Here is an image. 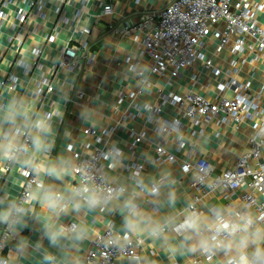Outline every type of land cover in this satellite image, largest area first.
I'll return each mask as SVG.
<instances>
[{"label":"crops","instance_id":"1","mask_svg":"<svg viewBox=\"0 0 264 264\" xmlns=\"http://www.w3.org/2000/svg\"><path fill=\"white\" fill-rule=\"evenodd\" d=\"M38 1L0 0V11L4 14L0 23V98L6 100L9 93L36 92L42 110L59 108L63 116L59 119L53 117L55 147L52 156L63 155L72 159L73 152L86 156L94 149L103 151L107 154V158L102 159L106 180L115 186H125L129 194L137 197L141 207L162 220L166 228L161 239L151 238L147 233L126 232L123 210L119 207L123 200L121 197L107 207H82L61 216L58 223L83 224L88 234L78 245H69L58 251L50 248L42 234L46 217L33 197L37 217L29 216L27 226L19 234L28 240L29 247L17 255L15 246L19 236L11 239L6 236L3 256L9 255L13 264H44V255L51 252L49 259L55 264H83V256L94 236L110 227L115 235L128 234L143 240L136 258L127 261L121 257L114 264H190L194 258H200V264H221L222 254L206 259L194 250V236L191 239L187 233L176 236L169 228L182 219L194 196L201 197L198 208L201 215L207 217V208L212 204L233 208L243 205L240 196L246 189L228 192L204 188L205 193L198 192L191 185L192 174H184L180 166L185 161L194 162L198 157H207L214 167V174L232 168L246 149L247 139L253 133V123L264 117V66L261 62L245 65L241 76H237L239 81L249 83L253 94L261 90L255 120L218 123L213 119L205 123L197 117L196 124L192 119L177 116L179 124L175 130L159 133L158 122L147 120L148 106L160 105L161 96L170 92L178 95L188 92L190 76L184 71L182 76L169 80L149 74L146 68L149 59L141 54L144 32L137 30L128 35L121 32L125 21L134 24L143 15H151L156 20L169 0H85L83 5L81 0H72L71 6L60 0H41L44 4L42 16L37 12ZM54 1L61 8L60 14L53 11ZM107 5L111 11L104 13ZM80 7V15L74 18V10ZM18 8L27 12L23 22L16 19ZM65 18L67 20H63ZM58 19L61 23L54 32L53 26ZM83 29H88V32L81 33ZM53 33H56L54 39L48 40L47 37ZM69 35L73 41L83 38L88 43L86 50L77 53L72 71L57 66L58 51ZM213 44L209 42L208 54L211 56ZM212 57L218 66H226L230 55L223 51ZM19 60L28 64L26 72L17 63ZM136 62L139 64L136 70L148 77V86L134 77L132 67ZM198 66L199 62H195L193 70ZM47 85L52 87L51 91H47ZM215 85L213 76H199L194 90L209 97ZM78 93L82 94L80 98ZM175 113L173 107L164 105L155 117L172 121L176 118ZM87 128L94 133L85 134ZM131 133H144V138L134 143ZM179 142L182 147L177 150ZM159 144L167 153L173 154L174 161L156 162V146ZM115 150H119V155ZM160 157L164 159L166 156ZM136 167H140L137 174ZM24 170L29 171L20 165L0 163V196L7 193L18 198L26 181ZM162 177L167 179L162 180ZM36 180L51 182L43 175ZM54 183L62 188L73 185L72 170L63 182ZM153 184L161 187L159 197L149 194ZM169 191L175 193L174 204L168 201Z\"/></svg>","mask_w":264,"mask_h":264},{"label":"built area","instance_id":"2","mask_svg":"<svg viewBox=\"0 0 264 264\" xmlns=\"http://www.w3.org/2000/svg\"><path fill=\"white\" fill-rule=\"evenodd\" d=\"M60 1L67 6L73 4L72 0ZM84 2L85 0H81V5ZM37 3V12L42 16L44 4L41 0ZM53 11L60 14L61 8L55 7ZM110 11L109 5L103 9L104 13ZM80 13L81 7L76 8L74 18ZM26 15V10L18 8L16 19L23 22ZM3 17L4 14L0 11V23ZM60 23V19L55 22L54 32ZM137 30L144 32L141 54H145L149 59L146 65L149 74L164 76L169 80L182 76L184 71L190 76L188 92L181 95L170 92L161 96L160 105L148 106L147 120L158 122L157 132L170 133L175 130V126L179 124L177 116L192 119L196 124L197 117L202 118L205 123L213 119H217L218 123H227L229 120L242 122L245 119L253 121L257 118L261 90L253 94L249 83L239 81L237 76H241L242 67L245 65L261 62L264 66V0H169L158 13L156 20L151 15H143L137 23L125 21L121 33L128 35ZM84 32H88V29L81 31ZM55 35L56 33H53L47 39L53 40ZM210 41L214 42L212 56L223 51L230 55L226 66H218L208 54ZM87 47L88 43L83 38L73 41L69 35L58 51L57 66L72 71L77 53L86 50ZM195 62H199V66L193 70ZM17 63L26 72L28 64L21 60ZM138 65L136 62L132 67L134 77L141 84L148 86L150 84L148 77L143 76L142 71L136 70ZM205 75L216 79V85L209 97L194 90L199 76ZM51 90L52 87L47 85V91ZM81 96V93L77 94L78 98ZM164 105L175 109L176 118L172 121L161 116L155 117ZM130 117L132 118V115ZM252 129L253 133L247 139L246 149L230 169L214 174V167L207 157H198L194 162L185 161L181 164L180 169L184 174H192L191 185L198 192L205 193L204 188L208 190L218 188L228 192L246 189L240 196L242 204L250 205L253 211L264 210V117L254 122ZM84 133L91 135L94 131L87 128ZM131 136L134 138L133 142L138 143L144 138V133H131ZM181 147L182 143L179 142L177 150ZM156 153L158 154L156 162L175 160L173 154L167 153L162 144L156 146ZM161 155L166 157L161 159ZM103 158H107V154L99 149H94L86 156L73 152L72 161L77 166L72 170L73 185L81 180L78 168L90 170L97 177V183H100L101 177L107 181L102 165ZM139 168H135V174ZM23 173L26 181L17 199L25 198L37 184L41 183L36 180V176L30 175L29 171L24 170ZM154 185L156 184H153L151 189ZM107 186L115 185L107 181ZM200 200L201 197L194 196L187 205L182 219L170 226L169 230L176 236L185 234L183 231L185 217L192 206L201 214L198 208ZM216 208L213 204L208 206L209 216ZM6 236L3 233L0 236V256H3ZM142 242L138 236L115 235L108 227L104 232L94 236L89 250L83 256V264H114L115 260L121 257L130 261L137 257V250L142 246ZM213 256L204 257L210 259ZM200 263V258H194L190 262Z\"/></svg>","mask_w":264,"mask_h":264},{"label":"clouds","instance_id":"3","mask_svg":"<svg viewBox=\"0 0 264 264\" xmlns=\"http://www.w3.org/2000/svg\"><path fill=\"white\" fill-rule=\"evenodd\" d=\"M62 116L59 108L42 110L36 92L9 93L6 100L0 98V163L23 166L30 175H43L51 181L37 184L36 189L23 199H16L7 193L0 196L2 233L10 239L16 238L27 226V218L37 217L32 203L34 197L46 217L42 234L50 248L60 251L83 242L88 234L83 224L58 223L61 216L79 211L82 207H107L123 197L119 207L123 210L125 231L147 233L154 239L163 238L166 224L142 208L137 197L129 194L125 186H107L102 177L97 183V177L84 168H78L81 175L79 183L63 188L54 183L63 182L69 171L77 167L71 158L52 156L55 147L53 117L59 119ZM115 151L119 155V150ZM149 194L159 197L160 185H154ZM167 197L169 203L174 204L175 193L169 191ZM183 231L189 234V239L196 238L195 251L206 257L222 254L221 264H264V210L253 211L250 205L217 207L205 217L192 206L185 217ZM28 247V240L19 236L16 254H22ZM51 255V252L44 255V264H55L49 259ZM0 264L13 262L6 254L0 256Z\"/></svg>","mask_w":264,"mask_h":264},{"label":"trees","instance_id":"4","mask_svg":"<svg viewBox=\"0 0 264 264\" xmlns=\"http://www.w3.org/2000/svg\"><path fill=\"white\" fill-rule=\"evenodd\" d=\"M57 1H58V0H57ZM57 1H54V3H55L54 8H55V7H60V6L58 5V2H57ZM56 2H57V3H56ZM54 8H53V9H54ZM63 44H64V41H63ZM63 44H62V46H63ZM62 46H60V48H61Z\"/></svg>","mask_w":264,"mask_h":264}]
</instances>
